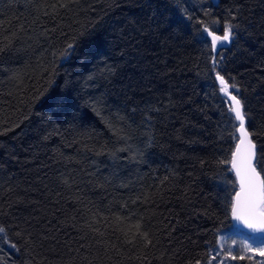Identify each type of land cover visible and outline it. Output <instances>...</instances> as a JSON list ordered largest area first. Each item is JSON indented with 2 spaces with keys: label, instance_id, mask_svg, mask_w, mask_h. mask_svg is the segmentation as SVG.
Segmentation results:
<instances>
[{
  "label": "trees",
  "instance_id": "obj_1",
  "mask_svg": "<svg viewBox=\"0 0 264 264\" xmlns=\"http://www.w3.org/2000/svg\"><path fill=\"white\" fill-rule=\"evenodd\" d=\"M59 3L0 0V226L18 248L0 241V264H207L249 236L231 220L237 140L201 33L239 25L216 70L259 159L264 0Z\"/></svg>",
  "mask_w": 264,
  "mask_h": 264
},
{
  "label": "snow or ice",
  "instance_id": "obj_2",
  "mask_svg": "<svg viewBox=\"0 0 264 264\" xmlns=\"http://www.w3.org/2000/svg\"><path fill=\"white\" fill-rule=\"evenodd\" d=\"M80 3V0H60L59 7L65 8L69 4ZM56 5H53L55 8ZM239 11V9H237ZM47 15V13H45ZM205 15H208L206 12ZM232 19H236L233 15ZM219 21H213V25L218 24ZM239 25H233L231 22H226L222 29V35H215L217 30L215 27L210 26L207 23L203 24V33H207V36L211 37V44L209 47L213 50L217 48L218 41L230 42L233 38V29L238 28ZM207 43V37H204ZM73 48V44L69 43L65 49L59 53L60 59H67L71 53L69 49ZM2 51V49H0ZM53 55H56L55 53ZM212 72H215V81L219 82L218 94H222V103L226 107L229 124L232 128L233 139L237 140L238 143L235 145V151L231 154V161L233 169L235 170L236 177L239 181V190L234 191L233 196L230 198L231 215L232 218L245 225L252 232H264V155L259 159L257 158L256 143L251 139L253 133L249 132L246 127V113L244 111V100L240 96V88L235 83H229L223 75L217 70L218 61L213 57L212 59ZM234 80V78H232ZM238 122V123H236ZM239 133V135H236ZM3 134V133H0ZM152 137H149L148 147L152 146ZM119 151H125V149H119ZM98 155L103 153H97ZM109 155L115 160L119 159L115 153H109ZM223 163V162H221ZM167 180V177H165ZM67 182V181H65ZM236 181H232L233 188L235 187ZM137 232L140 237L145 241V246L152 244L146 231H140L141 225H136ZM6 230L3 226H0V241L8 243L9 247L14 250H18L17 245L14 242L5 240ZM223 239V238H222ZM128 242H133L129 240ZM244 250L253 252L254 255L264 256V246L253 248L248 244L243 245ZM223 252V246L221 249L212 257H217ZM225 258L236 259L233 256L231 249L226 253ZM240 259H244V256H240ZM196 264H200L199 261ZM210 264V262H209ZM221 264L223 262L221 261Z\"/></svg>",
  "mask_w": 264,
  "mask_h": 264
},
{
  "label": "rangeland",
  "instance_id": "obj_3",
  "mask_svg": "<svg viewBox=\"0 0 264 264\" xmlns=\"http://www.w3.org/2000/svg\"><path fill=\"white\" fill-rule=\"evenodd\" d=\"M253 236H241V235H236L233 234L229 238H224L220 242V247L223 246V252L217 257L220 258V260L223 262V264H232L234 259L231 258H225L226 253L229 249L232 251H240L243 252L244 255H250L253 263L254 264H264V256H259V255H254L253 252H248L244 250L243 245L248 244L252 246L253 248L264 246V237H253ZM256 238V239H255ZM221 248H218L216 252L213 253V256L216 255V253L220 250ZM212 256V257H213ZM218 259H212L209 261L210 264H218L219 262L217 261ZM209 262L207 264H209Z\"/></svg>",
  "mask_w": 264,
  "mask_h": 264
},
{
  "label": "water",
  "instance_id": "obj_4",
  "mask_svg": "<svg viewBox=\"0 0 264 264\" xmlns=\"http://www.w3.org/2000/svg\"><path fill=\"white\" fill-rule=\"evenodd\" d=\"M217 1L218 0H210V2L212 3V5H216L217 4ZM215 35H220V34H217V33H214ZM206 36H207V33H206ZM208 40L210 41V44H211V37L210 36H207ZM229 44V42H225V41H218L217 42V48L215 50L212 49V52H213V57H216L217 54L219 53V51L227 46ZM218 86H219V82H218ZM238 123V122H236ZM236 135H239V133H236ZM252 139V138H251ZM238 143V141H236V144ZM235 144V145H236ZM235 151V146H234V150L233 152ZM231 161V160H230ZM229 169H230V172L231 174L233 175L234 177V180L236 181V191L239 190V181L236 177V174H235V170L233 169L232 167V164L229 163ZM231 220L234 224V226L242 233L246 234V235H250V236H254V237H264V232H252L250 229H248L245 225H243L242 223H239L237 221H235L233 218H232V215H231Z\"/></svg>",
  "mask_w": 264,
  "mask_h": 264
}]
</instances>
